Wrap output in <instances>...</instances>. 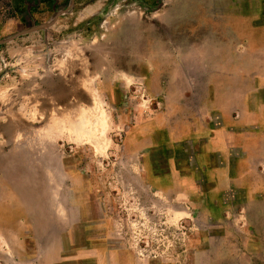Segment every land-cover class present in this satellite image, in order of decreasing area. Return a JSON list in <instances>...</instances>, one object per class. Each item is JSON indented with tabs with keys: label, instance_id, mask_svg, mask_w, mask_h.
Listing matches in <instances>:
<instances>
[{
	"label": "rangeland",
	"instance_id": "rangeland-1",
	"mask_svg": "<svg viewBox=\"0 0 264 264\" xmlns=\"http://www.w3.org/2000/svg\"><path fill=\"white\" fill-rule=\"evenodd\" d=\"M263 25L264 0H0V264H264L239 212L215 226L141 161L188 114L168 80L192 44Z\"/></svg>",
	"mask_w": 264,
	"mask_h": 264
},
{
	"label": "crops",
	"instance_id": "crops-1",
	"mask_svg": "<svg viewBox=\"0 0 264 264\" xmlns=\"http://www.w3.org/2000/svg\"><path fill=\"white\" fill-rule=\"evenodd\" d=\"M243 37L237 34L235 41H227L213 34L211 39L192 44L190 57L180 58L185 67L176 68L168 80L174 88L168 87L178 98L175 107L180 115L188 114L180 118L175 139L162 131L161 122L150 126V145L141 161L151 186L156 184L157 190L164 191L165 184L175 185L177 192H193L192 197L210 211L215 226L222 224L221 217L239 212L234 219L243 218L250 229L254 225L252 239L261 242L264 63L252 50L264 47ZM8 226H0V239L6 238Z\"/></svg>",
	"mask_w": 264,
	"mask_h": 264
},
{
	"label": "bare ground",
	"instance_id": "bare-ground-1",
	"mask_svg": "<svg viewBox=\"0 0 264 264\" xmlns=\"http://www.w3.org/2000/svg\"><path fill=\"white\" fill-rule=\"evenodd\" d=\"M103 119H104V117H103ZM87 124H86V122H84L77 129H75V131H73L71 133L72 134V137H75V139H77L78 136H81V137L82 136H87V134H89V132L94 133V130L92 131V128L95 129V127H91L90 128L89 124L88 125Z\"/></svg>",
	"mask_w": 264,
	"mask_h": 264
},
{
	"label": "water",
	"instance_id": "water-1",
	"mask_svg": "<svg viewBox=\"0 0 264 264\" xmlns=\"http://www.w3.org/2000/svg\"><path fill=\"white\" fill-rule=\"evenodd\" d=\"M37 27H38V28H40L41 26H36L35 28H37ZM35 28H34V27H33V28H31V30H33V29H35Z\"/></svg>",
	"mask_w": 264,
	"mask_h": 264
},
{
	"label": "trees",
	"instance_id": "trees-1",
	"mask_svg": "<svg viewBox=\"0 0 264 264\" xmlns=\"http://www.w3.org/2000/svg\"><path fill=\"white\" fill-rule=\"evenodd\" d=\"M27 1V0H26Z\"/></svg>",
	"mask_w": 264,
	"mask_h": 264
}]
</instances>
